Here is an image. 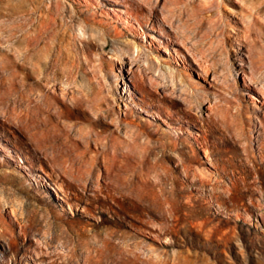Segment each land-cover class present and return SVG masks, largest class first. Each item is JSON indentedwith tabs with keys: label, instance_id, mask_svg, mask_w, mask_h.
<instances>
[{
	"label": "rangeland",
	"instance_id": "1",
	"mask_svg": "<svg viewBox=\"0 0 264 264\" xmlns=\"http://www.w3.org/2000/svg\"><path fill=\"white\" fill-rule=\"evenodd\" d=\"M97 2L0 0V264H264V94L241 69L264 73V0H122L134 31ZM126 42L153 59L133 85Z\"/></svg>",
	"mask_w": 264,
	"mask_h": 264
},
{
	"label": "bare ground",
	"instance_id": "2",
	"mask_svg": "<svg viewBox=\"0 0 264 264\" xmlns=\"http://www.w3.org/2000/svg\"><path fill=\"white\" fill-rule=\"evenodd\" d=\"M52 1L49 0V2L51 4H52ZM54 1H56V3H61L62 2V0H54ZM105 1L106 2H97L96 5H101L100 8H102V9L105 8V9H108V10L112 11V13L111 12L108 13L107 11H106V13L108 15L111 14V16L114 17V21H119L121 23L123 22L128 28H130V30H133V31L136 30L135 24L130 20V15H129V12H128L127 8H125V4H123V3L120 4V5L118 4L122 0H105ZM151 2L153 3V1H151ZM151 2H147V3H151ZM154 4L155 5L158 4L157 0H154ZM161 13H162V16H163L165 12L161 11ZM164 17H165V15H164ZM51 21H52V18L51 17H49L47 20H44V19L37 20V27H36V29H33L34 32H36L35 34H39L47 26L49 27ZM155 22H156L157 25H155L154 21H152L151 30L154 31V29L157 28L156 30L159 33L166 32L167 33L166 38L171 40L172 38L170 37V34L167 32V29L172 30V28L177 27V26H174V24H173L176 21L174 22V19L173 18L169 19V21L167 22V26H166V24L163 21L159 20L158 18L155 19ZM138 23H139V29L141 30L140 31V33H141L140 36L141 37L142 36L144 37V35H145V36H147V37H149L151 39H154V40L157 39V37L152 32L149 31L147 33L142 28L143 25H142V23H140V21ZM183 26H184V24L182 25V27ZM29 29H27V30H29ZM78 30H79L78 31V36L79 37H86L87 36V34H88L87 33L88 28L86 29V27L83 24H81V27ZM90 31H93V29L90 28ZM184 34H186V33H183L181 31H180V34H179V32H175L174 37L176 39H179L180 40V43L179 42H176V45H179L181 48H183L185 51H187V53L192 58L193 63L189 61V62L186 63L185 67L186 68H191L192 67L193 69H196L197 68V69H200L201 71H203L204 73L205 72H208V69H207L206 65L204 64V62L202 61V59L198 56V54L194 50V47H192L189 44V42L187 41V36H185ZM88 36H89V34H88ZM25 37H27V33H25ZM158 47L160 49H163V51L165 53L169 54V52H168V46L167 45H164V46L162 45L161 46V44H158ZM124 48H125V50H126V52L128 54V57H129L128 62L126 63V65L129 64V68L127 67L128 68L129 76H132L133 79H135V80L132 79L133 82L131 84L133 85L134 82L136 81V78H137L136 73H135V71H134V69L132 67L134 65V62H136L137 60H142L146 65L149 66L150 64L153 63V59L150 56V54L148 52H146L145 48L142 47L138 43H135V42H133V43L126 42L124 44ZM122 50H123L122 47L121 48L120 47H114L113 48L114 54L118 53L119 59L122 60L121 62L123 63V59H124L125 55L122 58V55H123L122 54L123 53ZM173 50H174V53L176 54V56L179 55V56H182L184 58V53H183L184 51H182V50L181 51H178L175 47L173 48ZM164 60H167V59L164 58ZM194 64L197 67L194 68ZM152 65H151V67H152ZM256 65L257 64H255L254 60L251 57H249V59L247 61V70L249 71V73H246V68L241 67V69H242V75H243V84L245 86L249 87V89H253L255 91H261L264 94V73H263V70H261V69L256 71V68H257ZM155 66H156L155 67L156 68V72H157V74H158V76L160 78H162L163 80L169 78L171 80V82L173 83V87H172L173 90L176 91L177 90L176 88L179 87L180 88V93L181 92L192 93L191 88L188 86V84H187V82L185 80L186 77H185V74H184L183 70H180V73H179V71L176 70L174 67H172L171 64H169V63L157 62V64ZM254 75L256 76V78L254 77ZM118 77H120L121 79H123L121 77V75H118ZM124 83H125V81H123V84ZM123 89H124V95L125 96L127 95V97L125 99L126 101H125L124 105L126 107H128L129 103H135V102H134V100L132 98L131 89L128 88V87H125ZM173 93H175V92H173ZM248 95H249V97L254 98V99L257 100V97H255L252 94V91L251 90H249ZM139 109L141 111L142 110L143 111H146L147 115H149L148 114V110L146 108H144L143 106H139ZM155 116L158 117V114L155 113ZM126 123H127V125H130V126L135 125L134 122H132V121H127ZM260 133H261L260 135H262L261 136V140H260V142H261V149L264 151V127H262ZM0 147H1V150L4 151L5 148L3 146H0ZM119 149H120V147H119ZM249 153H247V154L250 155ZM260 156H263V158H264V154L263 153ZM45 175L48 176V173H45ZM90 189H88V190H90ZM85 190H86V188H85ZM55 192L56 191L53 192L54 193V196L56 195ZM57 199L58 200L59 199L62 200L63 198L61 196H58ZM68 207L70 208V205ZM260 215L264 218V213H262ZM23 229H24V227H23ZM32 252L35 254V256L37 255L36 250L33 249Z\"/></svg>",
	"mask_w": 264,
	"mask_h": 264
}]
</instances>
